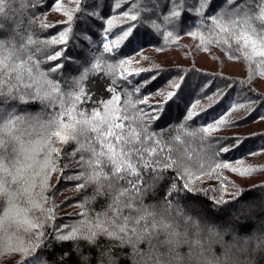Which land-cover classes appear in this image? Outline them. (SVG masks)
<instances>
[{
  "label": "snow or ice",
  "instance_id": "obj_1",
  "mask_svg": "<svg viewBox=\"0 0 264 264\" xmlns=\"http://www.w3.org/2000/svg\"><path fill=\"white\" fill-rule=\"evenodd\" d=\"M37 2L43 3L44 0ZM72 2L76 7L66 9L57 0H53L52 10L64 12L67 22L60 28L58 34L41 42L45 45V49L41 51L45 52L48 61L53 62L49 64L47 72L40 71L39 66L35 64L34 55L28 54L30 47L37 41L29 36L27 44H17L13 39L5 40L0 37V113L2 106L10 100H18L25 104L39 100L41 103H58L61 107V111L43 125L49 134L35 142L38 147L24 146L25 143L33 145L34 142L23 141V137L30 136L31 133L21 128L24 123L22 117L0 114V231L8 219L14 218V215L19 216L24 211L20 207V201L24 197H27L25 202L32 204L33 209L39 208L45 212L37 198L41 202L47 201L43 193L47 190V181L52 173L60 171L63 176V171L57 168L52 158L58 152L55 144L75 142L77 147L67 155L72 157L76 152H80L79 166L87 164L90 171L86 177L77 173L64 178L83 180V183L75 185L78 191L87 184L95 185L94 196L115 193L108 209L98 214L95 221L86 219L82 226L74 227L71 232L61 233L57 237L60 243L72 242V251L77 255L79 264H90L91 261V253L83 252L82 243L89 248L100 250L97 264H117V257L113 255V251L124 248L130 251L127 254L120 252V255H126V258L132 260V264H255L253 259L255 253L264 251V232L252 237H239L237 233L240 224L256 220L258 216L264 214V193L242 206L239 213L230 212L225 208L224 205L229 202L224 201L222 196L212 202L210 209L201 208L199 211L188 212L185 210L188 203H196L190 198L198 193L190 170L184 169V175L188 179L181 184L179 177L172 176V182L164 190L163 213L150 211L151 206H145L143 203L144 198L150 192H154L156 186L165 179V173L170 167L175 166L177 169L182 167L175 159L161 157L163 149L158 151L159 141L154 140V133L147 131L146 124V120L154 122L161 120L165 113V105L169 101L175 103L181 98L175 91L167 93L166 96L161 92L164 102L155 106L148 105L150 96L147 94L133 99L136 93H140L141 87L156 78L152 76L148 80L134 84L132 91L125 93L124 101L121 103V96L116 91L119 85L116 79H112L111 87L107 85L105 87V90L111 93L110 99L102 101L98 106L99 110L87 113L79 105L90 99L85 91L84 82L91 75L104 73L115 77L119 69V78L125 82V86L131 83L129 77L140 75L139 71L128 70L130 59H119L117 56L115 59L119 62L109 64L103 56L95 55L93 49L96 42L92 29L97 21L107 24L101 40L104 54L119 53L121 45L126 41L131 45L139 44L142 39L140 35L134 33L133 26L129 25L115 33L114 39L108 40L107 34L111 31L115 17L137 21L149 36H153L161 34L162 25L166 27L177 23L183 24V16H195L201 19V22L211 20L213 34L211 42L226 46L225 51H230L233 57L239 54L249 61L260 58L257 63L264 65V0H222L218 8H213L215 0H130L123 12L117 10L121 8L124 0H72ZM10 3L11 0H0V17H3ZM209 9L211 11H208ZM73 13H78L75 17L77 27L74 38L80 41L78 47L87 50L94 62L85 61L79 75L70 83L65 81L69 89L65 92L58 83L50 79L49 73H60L65 67V61L77 64L81 61L79 56L73 59L64 54L69 34L73 32L71 27L74 22ZM138 14L142 16L140 20ZM4 27L0 22V32L4 31ZM41 27L55 25L42 22ZM189 35L195 37L197 33L189 32ZM171 38H174L173 31H167L164 39L168 41ZM57 45L65 47H57L52 52L46 51L47 47ZM261 76H264V72ZM181 83L182 78L181 81H171L169 86L180 89ZM157 92L160 90L157 89ZM196 107L197 105L193 104L192 110H186V120L192 119ZM238 107L233 110H237ZM225 123L226 117L222 115L202 131L210 134ZM241 144L243 141L237 137L231 146L221 147L219 152L228 153L233 147H239ZM85 152L88 153L87 160L83 156ZM36 156H41L42 159L35 161ZM32 161H35V164ZM37 164L39 171L35 170ZM216 167L228 168L229 165L217 164ZM144 170L151 174L148 181H144ZM73 172L77 170L74 169ZM37 187L40 189L38 193L35 191ZM181 192L185 194L186 203L183 206L175 202V198L180 196ZM236 199L238 200V197ZM173 208L184 223L183 232H177L173 224L165 222V217ZM125 209L129 210L127 216L124 215ZM52 211L53 209H47L46 213ZM133 212L137 215H131ZM209 212L213 215H209ZM221 212L230 214L223 221H217L214 214ZM158 215L160 219H157ZM44 218L52 217L45 214ZM259 222L264 223V220ZM24 223L28 226L26 231L29 233V242L19 241L17 237L19 243L13 244L9 237V243L6 245L0 238V264H3L4 259H11L17 253L29 256L36 247L32 241H38L39 237L32 236L31 232L42 228L43 221L40 218L35 221L25 219ZM190 229H195L191 236L197 238H190ZM202 231H207L218 240H222L224 234L231 232L232 243L224 245V252L217 256L211 252V246L204 248L198 238ZM161 233H165L167 238L160 240ZM101 238L105 239L107 244L99 243ZM141 244L146 245V248H141ZM161 245L166 247V252L159 251ZM183 245L188 246L186 253L179 251ZM206 252L211 255V259L205 255ZM71 254L70 252L62 254L59 258L61 264ZM18 264H23V261ZM28 264H47V261H42L39 256H32Z\"/></svg>",
  "mask_w": 264,
  "mask_h": 264
},
{
  "label": "trees",
  "instance_id": "obj_2",
  "mask_svg": "<svg viewBox=\"0 0 264 264\" xmlns=\"http://www.w3.org/2000/svg\"><path fill=\"white\" fill-rule=\"evenodd\" d=\"M57 2L66 9L76 7L72 0H57ZM221 3L222 0H215L213 8H218ZM128 4L121 5L117 11L123 12ZM52 5L53 0H44L43 3H39L37 0H11L5 14L0 17V22L5 26L4 31L0 32V37L3 39H13L17 44H27L30 36L34 41H37L34 46L30 47L28 54L34 55L35 64L43 72H47L49 64L53 62L48 61L45 52L41 51L45 49V45L41 42L58 34L60 28L67 22L64 12L53 11ZM207 14L206 12L205 15L207 16ZM73 15L74 22L71 25L73 32L69 34L67 46L57 45L46 49L47 52H52L57 47H65V56L73 59L81 57L78 64L65 61V67L61 69L60 73H49L50 79L58 83L65 92L69 90L65 81L70 83L74 77L78 76L85 61L94 62L87 50L78 47L80 41L74 38L77 27L75 17L78 13H73ZM116 18L122 17L114 19ZM141 18L142 16L138 14V20ZM42 22L55 25V27L43 28L41 27ZM129 25L133 26L134 33L142 37L140 43L129 45L126 41L121 45L119 53L104 54L101 40L107 24L97 21L96 26L92 29L96 42L93 52L96 56H103V59L109 64L118 63L119 60L115 59L117 56L119 59H130L128 70L139 71L140 75L129 77L131 83L127 86L119 78V69L115 77L104 75V73L89 76L84 82V87L90 99L82 102L79 107L87 113L99 110L100 103L110 99L111 93L106 91L105 87L106 85L111 87L112 79H116L119 85L116 91L120 94L121 103H123L125 93L131 92L134 84L155 76L154 80L141 87L140 93H136L133 99L136 96L147 94L150 96L148 105L155 106L163 104L164 96L169 92L175 91L181 97L175 103L169 101L165 105V113L161 120L155 122L146 120V124L147 131L154 133V140L159 141L158 151L163 149L161 157L175 159L182 164V167L180 169L175 166L170 167L165 173V179L156 186L155 191L150 192L144 198V205L151 206L150 211L163 213L164 190L172 182L171 177H179L180 183L183 184L188 179L184 175V169H188L192 174L191 178L198 195L190 198L194 199L196 203L189 202L187 207L189 206L195 211H199L201 208L207 210L212 207V202L215 199L222 196L224 201L229 202L224 207L230 212L239 213L242 206L249 204L254 198L264 193V76H261V73L264 72V65L257 63L260 58L249 61L239 54L233 57L230 51H225L226 46L222 47L211 42L213 36L211 20L201 22V19L195 16H183V24L177 23L166 27L162 25L161 34L153 36H149L145 28L140 27L137 21L127 20L122 25L111 29L107 34L108 40L114 39L115 33ZM167 31H173L174 34V38L168 41L164 39ZM189 32H195L197 35L193 37L189 35ZM4 78L7 79L6 76ZM181 78L180 89L169 86L171 81H181ZM157 89L160 92H157ZM161 92L164 96L160 94ZM193 104L197 105L193 110L195 114L191 120H186V110H192L191 105ZM237 106H239L237 110H233ZM138 107L146 108L147 106L138 105ZM60 111L61 107L58 103H41L39 100H35L25 104L18 100H10L2 106L0 114L5 116L14 114V117H22L24 123L21 128L31 133L30 136H24L23 141L34 142L33 145L25 143L24 146L38 147L35 142L49 134L43 125H46ZM222 115L226 117L224 125L210 134L203 133L204 127ZM237 137L243 141V144L233 147L228 153L219 152L221 147L231 146ZM176 139L182 145L176 143ZM187 143L193 147L192 150L187 151L185 148ZM55 146L58 152L52 158L55 160L57 168L63 171V176L60 171L52 173L47 181V190L43 193L47 197V201L41 202L37 198V202L42 204L45 212L39 208L33 209L32 204L25 202L27 197L20 201V207L24 210L22 212L26 219L35 221L40 218L43 221L42 228L31 232L32 236L39 237L38 241H32L36 247L32 250L31 255L21 256L17 253L11 259H4L3 264H18L20 261H23V264H28L32 256L41 257L42 261H47V264H61L59 258L66 252L72 254L64 259L63 264H79L77 255L72 251V242L60 243L57 237L61 233L71 232L74 227L82 226L86 219L95 221L97 215L105 212L112 203L115 193L94 196L95 185L87 184L78 191L75 185L83 183V180L64 178L69 174L77 173L86 177L90 171L87 164L79 166L80 152H76L72 157L67 155L77 147L75 142L56 143ZM193 150L196 154H193ZM83 156L87 160L88 153H83ZM41 159V156L35 157V161ZM35 161L32 163L35 164ZM225 163L229 165L228 168L216 167L217 164ZM74 169L77 172L74 173ZM233 169L239 171H233ZM35 170L39 171L38 164L35 165ZM150 175L147 170H144V181H148ZM37 184H39V179ZM209 189L212 190L209 191ZM35 191L38 193L39 187ZM184 195L181 192L180 196L175 198V202L183 206L186 203ZM47 209H53V211L46 213ZM173 211L175 210L165 217V222L173 224L177 232H183L185 230L184 223L176 211L175 213ZM230 212L214 214L215 219L223 221ZM45 214L51 215L52 218L45 219ZM124 215H129V210L125 209ZM131 215L135 216L137 213L133 212ZM209 215H213V213L209 212ZM157 219H160L159 215ZM261 220H264V214L258 216L256 220H248L246 223L240 224L237 235L252 237L264 232V223L259 222ZM7 221L0 231L2 242L7 245L9 237H11L13 244L19 243V241L28 243L29 233L26 231L28 226L21 222L12 225ZM193 231L195 229H190V238H192L191 232ZM256 231L258 233L254 234ZM208 235L207 231L199 233V237H206L207 246H211V252L217 256L221 254L224 245H230L233 240L231 232L224 234L222 240L210 235L207 237ZM17 237H19V241ZM165 238H167L166 234L161 233L160 240ZM99 243L107 244V241L101 238ZM81 247L85 254L91 253L90 264H97L100 250L89 248L83 243ZM140 247L146 248V245L141 244ZM129 251L128 248L113 251V255L117 257V264H132L126 255H120V252L127 254ZM159 251L166 252L167 249L161 245ZM179 251L186 253L188 246L183 245ZM253 259L255 264H264V251L255 253Z\"/></svg>",
  "mask_w": 264,
  "mask_h": 264
},
{
  "label": "rangeland",
  "instance_id": "obj_3",
  "mask_svg": "<svg viewBox=\"0 0 264 264\" xmlns=\"http://www.w3.org/2000/svg\"><path fill=\"white\" fill-rule=\"evenodd\" d=\"M130 2V0H124V3H122V5H126L127 3H129ZM68 6V5H67ZM125 21H127V20H125V19H123V18H116V19H113V26H112V28L111 29H113V28H116V27H118V26H120V25H122V23L123 22H125ZM8 36H10V35H8ZM81 71V70H80ZM176 143H178V144H180L179 143V141L176 139ZM180 145H182V144H180ZM185 148L187 149V151H189V150H192V146L191 145H189L188 143L186 144V146H185ZM193 152V154H196V152L193 150L192 151ZM199 155H201V154H199ZM172 210H175L174 208L172 209ZM186 211H188V212H192L193 211V209H191L189 206L185 209ZM174 213H175V211H173ZM26 218L23 216V212H21V214L19 215V216H15L14 215V218H10V219H8V221L7 222H10L12 225L13 224H15V223H18V222H21V223H24V220H25ZM258 232L256 231V232H254V234H257ZM230 234V233H229ZM199 237V236H198ZM207 237H209V235L207 236ZM193 238V237H192ZM197 238V237H196ZM200 238V240H201V242L203 243V245H204V248L205 249H207L208 248V244H207V241H206V237L205 236H202V237H199ZM232 238H233V236H232ZM232 243V242H231ZM216 246H218V245H216ZM222 248V247H221ZM218 250H219V247H218ZM221 250V249H220ZM224 252V248H222V252L221 253H223ZM205 255L206 256H208V258L209 259H211V255L209 254V253H205ZM220 255V254H219ZM131 262H132V260H130Z\"/></svg>",
  "mask_w": 264,
  "mask_h": 264
}]
</instances>
